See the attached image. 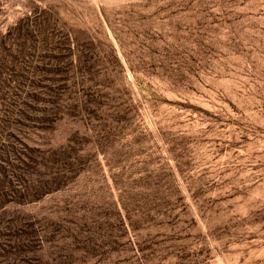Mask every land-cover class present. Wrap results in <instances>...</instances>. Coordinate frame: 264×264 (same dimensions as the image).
<instances>
[{"label": "rangeland", "instance_id": "374dc122", "mask_svg": "<svg viewBox=\"0 0 264 264\" xmlns=\"http://www.w3.org/2000/svg\"><path fill=\"white\" fill-rule=\"evenodd\" d=\"M23 1L0 264H264V0Z\"/></svg>", "mask_w": 264, "mask_h": 264}, {"label": "trees", "instance_id": "16d2710c", "mask_svg": "<svg viewBox=\"0 0 264 264\" xmlns=\"http://www.w3.org/2000/svg\"><path fill=\"white\" fill-rule=\"evenodd\" d=\"M16 1L12 0H0V23H3L5 21V18L1 15L4 13V7H12ZM22 6H26L28 9V4H30L29 0L23 1L20 3ZM25 8V7H24ZM48 27H50V24L46 20H41V13H35L33 11H25L24 16L15 19V21L12 24H8L6 26V31L3 35L0 34V97L6 96L7 93L11 92V88H14L16 86L11 85L12 82L11 79L3 78L1 79V74L3 73V70L6 66V63L4 62L6 60L5 58V51H6V45L5 40L7 37L13 32H22V36H28L31 33H36V35H41L44 30H46ZM37 41H41V39H34L32 44H36ZM23 41L19 42V47L22 45ZM20 51L19 54L13 55L11 57V61H6L16 64L20 57ZM9 60V59H8ZM4 85L6 90L2 91L1 93V86ZM3 87V86H2ZM16 91H13V95H16L17 97H20L19 91L20 87H16ZM21 104L25 105L24 102H21ZM14 106V105H13ZM23 113L22 109L19 110V114L21 115ZM0 137H2V131H0ZM9 137H13L12 134H9ZM13 140L18 141L15 137ZM25 150L23 147H17L16 144H14L12 141H2L0 142V210L6 206V204L9 202V199L6 197V190L10 188V176L18 175L22 169L20 163H22L23 159L22 156L25 155ZM23 165V163H22ZM17 194V193H16ZM18 198V197H17ZM17 199H15L16 201ZM20 198L18 199V201ZM2 235L0 234V237Z\"/></svg>", "mask_w": 264, "mask_h": 264}]
</instances>
